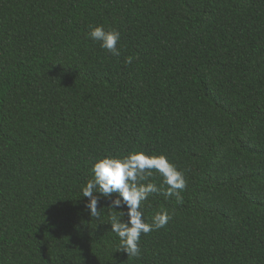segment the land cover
<instances>
[{
	"label": "trees",
	"instance_id": "16d2710c",
	"mask_svg": "<svg viewBox=\"0 0 264 264\" xmlns=\"http://www.w3.org/2000/svg\"><path fill=\"white\" fill-rule=\"evenodd\" d=\"M133 151L187 181L139 257L81 191ZM0 264H264V0H0Z\"/></svg>",
	"mask_w": 264,
	"mask_h": 264
},
{
	"label": "clouds",
	"instance_id": "9594fccd",
	"mask_svg": "<svg viewBox=\"0 0 264 264\" xmlns=\"http://www.w3.org/2000/svg\"><path fill=\"white\" fill-rule=\"evenodd\" d=\"M87 37L99 42L100 47L112 56L121 55L118 30L94 26ZM132 61L133 57L126 59L128 64ZM91 172L92 178L81 190L82 196L87 198L85 208L90 217L99 219L101 209L107 210L110 231L119 237V251H124L128 257H139L141 235L165 228L171 220L169 212L163 210L154 213L150 222L145 220L143 203L151 194L161 191L150 178L154 173L162 177V184L166 186L164 195L174 196L177 203H182L181 192L187 186L184 173L166 156L148 155L143 151L105 156L92 164ZM98 197L107 199L109 203L98 208ZM125 216L127 220L123 219Z\"/></svg>",
	"mask_w": 264,
	"mask_h": 264
}]
</instances>
